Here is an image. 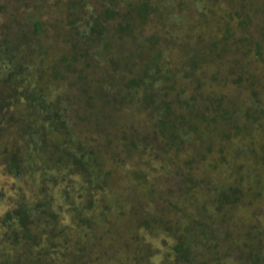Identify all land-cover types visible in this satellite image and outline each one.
<instances>
[{"label": "trees", "instance_id": "obj_1", "mask_svg": "<svg viewBox=\"0 0 264 264\" xmlns=\"http://www.w3.org/2000/svg\"><path fill=\"white\" fill-rule=\"evenodd\" d=\"M41 1L28 11L25 0H16L24 21L15 13L0 21V167L35 173L34 196L18 192L0 217V264H264L258 173L246 181L252 172L244 177L236 169L211 186L204 173L221 171L224 151L246 153L252 135L264 130V73L256 76L247 65L251 50L256 57L264 47V0H54L53 23L57 31L66 26L69 37L59 57L48 59L45 24L35 10ZM6 4L0 1V13ZM165 47L185 64L163 60ZM181 69L191 84H177ZM62 80L82 85L79 111L72 113L58 90ZM228 80L248 90L246 106L224 101L217 86ZM120 105H134L147 118L120 121L129 123L117 133L124 151L135 148L139 159L126 173L139 183L143 168L172 172L183 184L168 195L155 173L147 188L153 209L135 187L115 184L118 153L106 151L118 137L100 152L75 125L101 130V121L115 123ZM235 138L243 144H232ZM183 152L193 154L181 158ZM255 156L264 161V143ZM252 162L258 164L254 156ZM201 164L205 176L199 168L195 180L192 170ZM242 204L251 206L246 216L233 215ZM121 219L126 236L113 227Z\"/></svg>", "mask_w": 264, "mask_h": 264}, {"label": "rangeland", "instance_id": "obj_2", "mask_svg": "<svg viewBox=\"0 0 264 264\" xmlns=\"http://www.w3.org/2000/svg\"><path fill=\"white\" fill-rule=\"evenodd\" d=\"M1 1V0H0ZM3 1H7L8 5L6 4L5 6V11L0 13V21L2 19V16H7V14L9 13H15V18H17L18 20H20V22L24 21V17L23 15V10L22 7L25 6V8H28L27 10L29 11L30 8V3L35 2L36 0H25L26 2H24V6L21 5L20 3H16V0H2ZM45 1V2H44ZM41 2H44V5H41L40 8H36L35 10L38 11L39 13H41V19H43L44 24H45V28H46V34L48 36V40L46 41L47 43H49L50 48L47 49V53L45 58H58L60 51L62 52V48H60V50L58 49V46L62 47L63 45H65V39L67 37H69V35L67 34V29L66 26L62 27L60 30L57 31V27L54 25L53 20H55V18L57 17V15H55V7L52 5L54 3V0H43ZM125 0H122L121 3H124ZM26 11V12H28ZM26 19V18H25ZM24 28L26 29V31L30 28L29 25L25 24ZM15 32V31H14ZM13 32V33H14ZM57 32L58 36H53L54 33ZM44 35L42 34V32L40 33L39 36V40L42 39ZM53 38V39H51ZM44 40V39H43ZM129 40H127L125 42V44L128 43ZM166 50L163 51V53L161 54V58L163 60L169 61V64H174L176 67H178L177 63L179 64V67L184 65L185 62H182V58L184 57H180L179 56V52L173 47L167 48L165 47ZM261 53V54H260ZM260 55L253 57V51L251 50V53L249 55V59L250 61H248L247 65L248 67H250L252 69V71L255 72L256 76H259V73H264V47L262 49V51H260ZM186 57V56H185ZM91 61H94L91 57V55H89L88 57ZM87 58V61H89V59ZM255 58V59H254ZM99 63V65H104L106 63V61L99 59V61H96ZM160 64V63H159ZM140 63H138V68H139ZM141 68V67H140ZM142 69V68H141ZM185 69H181L177 72V84H185V85H189L192 83V79L190 78H183L182 76L185 75L184 71ZM86 74H90L93 72L92 66H88L86 69ZM59 83H57V85L59 86V91L64 94L65 96H68V101L67 102H72L71 104V112L74 113V111L77 109L78 111L83 108V97L81 96V94H79V97L77 96V93L80 89V87L82 86L81 84H69L66 80H62V81H58ZM188 88H192V86H188ZM217 90L220 93H223L225 95V99H233V103H239V104H247L248 100H246L247 98V93L248 90L243 86V83L241 82L240 85H234L233 83H231L229 80L227 82V84L225 83L223 86L218 87L217 86ZM91 105V104H90ZM246 106V105H245ZM121 111L116 113V120L114 124H110V123H106L105 121H101V130H97L96 129V125L95 127H91L90 130H85V129H80L79 126L80 123H78L77 121L75 122L76 127L80 130V133L83 134L85 137H81V139H85L86 140V144L88 146H90L91 148H95V149H99L100 152L101 149L103 147H105L104 145H106V141H113V138H116L113 142V146L107 148L106 152H110V154L108 155V157L112 156L113 154L117 156L116 159L119 160L118 164L116 165L117 167H115L114 173L112 174V176L114 177V181L116 185H124L127 188V191H132L131 188L135 187L136 189H138V195L141 197V199L146 203V207L147 209L151 208H155V203H153V199L150 200L148 199V195L149 193L147 192V188L150 185V178L155 174L158 173V170L156 171L155 169H148V168H143V172L144 177H146V179L144 180V182H139L137 183V180H133L130 178V176L126 173V171L132 169V168H137L135 164H139V159H137L136 153L137 150L135 151V148H130L127 147L129 149V154H127L124 151L123 145H122V138L124 136L119 137V135L117 134L119 132V130L122 129H126L129 125L128 122H124L126 124L120 123V121L122 120H126V119H132L134 120L135 123L140 124L142 122L141 120V114L142 117L144 119V113H138V111H136V109L134 108V105H130V107L124 109L125 107L123 105L119 106ZM147 110H142L141 112H146ZM72 115V114H71ZM114 114H112L113 116ZM123 125H125V127H123ZM121 128V129H120ZM83 131V132H82ZM140 133V132H139ZM89 134L91 135L90 137ZM138 139L136 140L137 144H139V139H140V135H137ZM252 138L255 139V141L253 140V145L250 147H246L244 150H246L247 154L246 156L242 152V155L240 154H236L234 152V150L230 149L227 151H224V158H225V162H228L227 164H225V166L223 167V169H221V171H219L216 174H210V168H209V172L208 169L207 171H205L204 173L208 176V180L210 181V184L208 186L213 185V183L215 184V182H221L223 176L228 175L229 173L232 174L233 170H240L242 172V174H244V177L246 176L247 173H249V171L252 172L253 175L251 174H247L248 177L245 180L247 181H253L256 177L255 175L258 173L259 175V183L257 184V186L254 187L255 190H258L259 187L264 186V161H262L263 159L261 157L255 156V154L257 155L258 153H261V145L264 143V130L262 131V133L257 134L254 133L252 135ZM83 139V140H84ZM128 141V140H127ZM126 141V142H127ZM232 144L239 143V145L243 144V141L241 140V138L237 141V138H235L234 140H232ZM191 143V141L189 142ZM136 144V143H135ZM192 145V144H191ZM189 145H187V149L189 150ZM198 148V146H197ZM99 152V151H97ZM193 153H188L186 154V152H183L181 155V158L183 157H188V155H191ZM217 153L212 152L210 155H208V157H213V155H215ZM104 155V154H103ZM261 154H259L260 156ZM120 156V157H119ZM255 157L257 159V165L253 164L252 162V157ZM107 156H103L102 158H105L107 160L108 158ZM109 159V158H108ZM137 160V162H135ZM109 162V161H108ZM25 165H27L25 163ZM110 166V165H108ZM199 168L201 173L205 176V174L202 172L203 170V164L200 165V167H198L197 169H193L192 172L194 174L193 178H195V180H198L201 175L199 173ZM184 169V168H183ZM35 173H26L23 174L21 176H17V175H12V174H7L5 172H3V169L0 167V217L1 215L4 213V211L10 207V201L11 199H15L18 197L17 193L18 192H23V194L26 197H32L34 196V190L32 189L31 186V182L32 179L30 178V175H34ZM159 174V173H158ZM173 173L171 172V174L166 173V176H163L161 174H159L161 176V178H164L161 183H159L158 185L161 187V189H163L165 191L166 188L170 189V193H167L168 195L172 194L174 189L176 187H179L182 184V181L177 178L176 176L172 175ZM167 177V178H166ZM251 178H253V180H251ZM228 180V179H225ZM137 183V184H136ZM195 188H197V190L199 191V195L201 196H205V193H207L206 191H204V184H199L197 185ZM146 194L143 195V194ZM53 196L56 198L55 201H57V197L58 195L54 192ZM242 202V201H241ZM143 203V202H142ZM259 204V208L262 209V211L264 212V196L261 198V200L258 201ZM145 205V204H144ZM246 206V207H245ZM250 205H244L242 204L241 206L237 207V210L233 213L234 214H238V215H245L248 213L249 209H250ZM174 211H172V213L169 216V219L172 220V216H173ZM113 224V223H112ZM127 225V223H125L122 219L121 221L115 222L113 224V227H117L118 230L121 229V235L126 236V234H122L123 232V226ZM122 237V236H121ZM126 239V238H125ZM119 241H121L119 239ZM157 242H159L158 238H154L151 245L152 247H155V245H158ZM105 243V242H102ZM160 248L162 249V245L160 246ZM60 259V258H59ZM240 264V263H237Z\"/></svg>", "mask_w": 264, "mask_h": 264}]
</instances>
